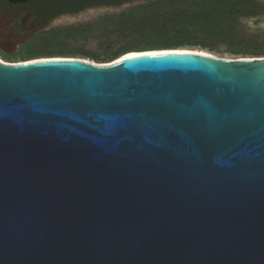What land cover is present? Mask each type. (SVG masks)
<instances>
[{
	"label": "water",
	"instance_id": "water-1",
	"mask_svg": "<svg viewBox=\"0 0 264 264\" xmlns=\"http://www.w3.org/2000/svg\"><path fill=\"white\" fill-rule=\"evenodd\" d=\"M136 52L0 61V264H264V56Z\"/></svg>",
	"mask_w": 264,
	"mask_h": 264
},
{
	"label": "trees",
	"instance_id": "trees-1",
	"mask_svg": "<svg viewBox=\"0 0 264 264\" xmlns=\"http://www.w3.org/2000/svg\"><path fill=\"white\" fill-rule=\"evenodd\" d=\"M262 13L264 0H154L95 21L53 28L23 44L18 53L9 55L1 52L0 55L7 61L17 58L28 61L82 53L101 62H109L131 51L178 49L185 45H199L210 51L216 50L220 43L256 46L260 44L258 40L235 32L234 26L224 18L254 17ZM130 23L138 26L137 42L106 54L84 48L70 49L66 45L74 37L85 41L102 39ZM254 53L262 54L264 51Z\"/></svg>",
	"mask_w": 264,
	"mask_h": 264
},
{
	"label": "flooded vegetation",
	"instance_id": "flooded-vegetation-1",
	"mask_svg": "<svg viewBox=\"0 0 264 264\" xmlns=\"http://www.w3.org/2000/svg\"><path fill=\"white\" fill-rule=\"evenodd\" d=\"M142 4L141 0H0V53H18L30 39L56 28L62 21L83 18L92 9H132ZM108 15L113 14L95 20Z\"/></svg>",
	"mask_w": 264,
	"mask_h": 264
},
{
	"label": "rangeland",
	"instance_id": "rangeland-1",
	"mask_svg": "<svg viewBox=\"0 0 264 264\" xmlns=\"http://www.w3.org/2000/svg\"><path fill=\"white\" fill-rule=\"evenodd\" d=\"M130 9H131L130 6H127L124 8H104L103 7L99 9H92L87 12L85 17L62 21L61 23L57 24V27L77 25L80 23H87L101 16L107 15V14L115 15L117 13H120L122 11L125 12ZM224 20H227L229 23H231L234 26L235 32L241 35L247 36L249 38H254L258 40L260 44L256 46H248V45L233 46V45L226 44V43H220L217 45V49L213 51H210L207 48H202V46H199V45H185V46L180 47L179 49H194L198 51L202 50L204 52H209L213 55L224 57V58L264 56V53L262 54L254 53L258 51H261V52L264 51V13L258 16H254V17H229V18H224ZM158 21H162V20L159 19ZM137 30H138L137 24L130 23L126 25L123 29L118 31L117 33L104 37L102 39H91L89 41H85L79 37H74L68 40L66 42V45L70 49L84 48L90 51L97 52L99 54H106L107 52H110L111 50L112 51L116 50L120 46L130 44V43L135 44L138 39ZM16 50H18V47L16 48ZM237 50L239 51V53H234ZM45 58H53V57H45ZM54 58H59V56L54 57ZM60 58H76V59H81L87 62H94L98 64H105L109 62L112 63L116 60L115 59L109 62H101V60L94 59L82 53L67 55V57H60ZM0 59L7 62V60H4L1 55H0ZM38 59H43V58H38ZM32 60H36V59H32ZM32 60H28V61H32ZM28 61H21L20 58H17V59H12V61H8L7 63H21V62H28Z\"/></svg>",
	"mask_w": 264,
	"mask_h": 264
},
{
	"label": "bare ground",
	"instance_id": "bare-ground-1",
	"mask_svg": "<svg viewBox=\"0 0 264 264\" xmlns=\"http://www.w3.org/2000/svg\"><path fill=\"white\" fill-rule=\"evenodd\" d=\"M176 50H185V51H189V50H191V51H198V50H194V49H176ZM199 52H204V51H199ZM138 52H136V51H132V52H129V53H126V54H124V55H122V56H120L119 58H117L114 62H117V61H120V60H123V59H125V58H129V57H133V56H136V55H138L137 54ZM206 53H209V52H206ZM211 54V53H210ZM54 58V57H53ZM60 58V57H59ZM37 60V59H36ZM0 61H2V62H5V63H7L6 61H3L2 59H0ZM113 63V62H112ZM106 64H111L110 62L109 63H106Z\"/></svg>",
	"mask_w": 264,
	"mask_h": 264
}]
</instances>
